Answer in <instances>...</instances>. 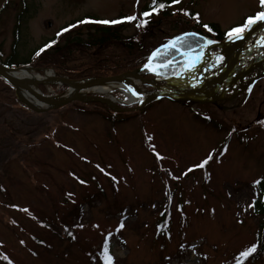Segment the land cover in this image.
I'll list each match as a JSON object with an SVG mask.
<instances>
[{
  "label": "rangeland",
  "instance_id": "374dc122",
  "mask_svg": "<svg viewBox=\"0 0 264 264\" xmlns=\"http://www.w3.org/2000/svg\"><path fill=\"white\" fill-rule=\"evenodd\" d=\"M147 2L6 0L0 8V54L14 55L18 34L15 59L31 61L21 65L32 66L42 45L56 39V49L72 44L57 63L63 71L81 75L86 68L126 66L133 53L119 43L88 50L73 40L83 41L85 26L102 20H118L121 36H134ZM169 8L173 21L189 22L185 13L192 11L198 22H215L221 32L261 10L259 0H179ZM129 15L137 19L123 20ZM151 19L138 32L143 48L158 44L171 28L158 14ZM77 20L75 28L61 32ZM249 58L245 49L244 63ZM262 66L242 88L233 84L213 103L161 98L137 111L114 113L98 102L75 101L31 113L20 102L0 100V264H105L106 237L112 264H264V216L252 210L254 186L264 180ZM32 67L39 74L44 72L37 69L54 71ZM178 69L160 68L143 77L169 79ZM128 71L133 69L96 77ZM58 86L38 85L52 96L63 91ZM113 94L124 100L121 92ZM209 154L203 167H193ZM162 213L168 223L159 232ZM253 244L255 251L240 256Z\"/></svg>",
  "mask_w": 264,
  "mask_h": 264
},
{
  "label": "bare ground",
  "instance_id": "6f19581e",
  "mask_svg": "<svg viewBox=\"0 0 264 264\" xmlns=\"http://www.w3.org/2000/svg\"><path fill=\"white\" fill-rule=\"evenodd\" d=\"M262 38H264V29L261 33L256 34L245 42L241 50L242 54H240L238 50L240 47L239 43L237 42L223 45V47L221 48H215L221 49L222 52L212 53V50L214 49V47H212L206 53L207 55L203 63V65H205V68L203 70V73L201 74L202 76L196 81L195 87H191L189 84L192 82V79L196 77L195 75L200 68V62L202 58L201 54L198 56V58L195 59V63L190 67L186 66V57H182L181 59H179V66L180 68H184L185 66V71L181 72V74H179L178 76L171 77L170 79H167L165 82H162L160 84H158V79L156 78L152 77L150 79H146L143 77V75L145 76L149 75L150 73H155L149 69H146L145 71L138 73L137 76L134 73L132 75L128 74V76H124L122 78V83L119 81L111 80L107 81L103 85L100 84L95 86L94 84H89L82 89H79L78 95L83 96L84 94L86 96L87 94H89L93 97L98 96L107 101L111 106L120 107L121 109H126V105L122 102L124 100H126V102L134 101L138 103H150L152 99V101H154V99H156L155 101L158 100V94H161L162 92L177 93L179 90H182V87L185 89V91H179L181 95H187L189 99H195L194 101L209 102L210 100L207 101L208 99H214V101L218 99L221 100L225 98V94L230 86L238 83L239 87L242 88L244 86L243 82L245 81L247 76L260 74V72L263 70L262 64H259L257 62L258 59L264 56V44H260V40ZM245 49L250 52L248 64L244 63ZM198 51L200 53V47L198 48ZM224 55L225 59L222 65H218L216 67L213 66L215 67L213 68L212 65L214 63L216 64L218 57H223ZM5 72L14 81H23L21 83H25L30 88L29 91L26 90V88H18V94L25 102L31 105H36L40 108L50 106V104H47L46 102L40 100L38 94L47 96L52 95L47 92H42L38 85L45 84L50 88L53 83L60 84V82L52 77L54 73L53 71L45 70L44 73L39 74L32 69L30 70L29 66L27 65L26 67H21L17 70H12L9 68V70ZM86 78L91 79L95 77L89 76L85 77V79ZM85 79L78 80L84 81ZM148 84H152L155 89H145L144 85L146 86V88L151 86ZM88 87L89 89H87ZM132 89L134 90V92H132ZM113 90L122 91L124 100H117L113 94ZM68 92L70 93V96L73 95L75 93L74 88L69 87ZM144 92L149 94H145ZM214 101L210 102L213 103ZM102 105L104 106L106 111H113L114 113L127 112L123 110H112L109 105H106L104 103Z\"/></svg>",
  "mask_w": 264,
  "mask_h": 264
},
{
  "label": "trees",
  "instance_id": "16d2710c",
  "mask_svg": "<svg viewBox=\"0 0 264 264\" xmlns=\"http://www.w3.org/2000/svg\"><path fill=\"white\" fill-rule=\"evenodd\" d=\"M157 3H165L166 7L164 9H158L157 12L155 13H151L150 17H142L140 15V17L136 20V23H138L139 19H146L149 22H152L153 20L151 19L152 15H157L159 16V18L163 19V20H168L169 26H171L169 33H167V35H164L158 42V44H156L155 46L151 45V46H146V47H142L143 43H142V36L138 35V32L140 33H144L146 30V25H143L141 27H137L136 32L134 34V36L132 37H126L123 38L121 36V31L120 28L121 26L119 24L116 25H108V24H93V25H86L85 27L87 28V32L88 35L85 37V39L83 41H81L80 39H74V43L79 45L81 48H85L88 50H94L97 48H101V47H105L106 45H109L111 43H115L118 44L127 49L129 52L133 53V60L130 63H127L126 66H122L120 65V63H117V66H113V67H106V68H99V67H95V68H86L85 71H83V73L81 75H77L78 73H71L70 71H63L65 69H63L62 66L58 65L57 63L60 62V60L63 62V59H66L65 57L68 55L65 53V49L69 50L71 47V43L68 42V44H65L64 42L62 43V46L60 47V49H56V47H58V43L57 44H52L51 42L47 48H44L45 45H42L41 49L44 48L43 51H39V55L35 57V59H31L33 61H35L33 63V65L35 66H46V67H50L53 68L54 71H56V73L59 76H67L69 78H74V77H84L86 76H103L106 74H114V73H121L122 71H124V68H132V69H136L138 66L142 65L146 59L148 58V55L150 54V52L152 50H154L155 48L159 47L160 44H165L167 43L170 39H172L173 37L176 36H180V34L183 33H198L199 35H194L195 38H192L191 40H187V42L185 43V45H191L192 47H196L197 45L200 44L201 38L202 36L208 38V39H213V40H217V41H221L223 40L226 36L225 33L226 31H222L220 30L219 26L217 23L215 22H211V23H207V25L209 26V28L212 29V31H208V29H206L204 27L205 24H202L201 22H198L195 19V14L194 12L190 11V12H186V17L190 18L188 19L189 22H193V23H181L180 21H173L171 20V18L173 17V12H171L170 10V5H173L171 3V0H157ZM177 4V3H176ZM152 0H148V2L146 3V5L140 9L139 14L145 12V11H149L151 12V7H152ZM190 15V16H189ZM85 19H91L89 16L85 17ZM83 21V20H82ZM157 21V20H155ZM154 21V23H155ZM80 22V20L77 21H73L72 23L64 26L63 28L65 29L66 27H69L70 25L75 28L73 25L74 24H78ZM70 27V28H72ZM81 28V27H80ZM80 28H77L75 30H79ZM74 30V31H75ZM69 32V31H68ZM73 32V31H72ZM17 38H18V34L15 37V44L17 43ZM73 38H77V36L73 37ZM71 37V40L73 39ZM70 39V38H69ZM66 40H68V38H66ZM70 41V40H68ZM56 42V39H55ZM191 42V43H190ZM15 44L13 45V54L9 56V58L4 59L3 56H1L0 54V60L2 63H4L7 66H19L20 64H25V63H29L31 61L29 60H24V61H16V57H15ZM76 45V46H77ZM65 47V49H64ZM133 48V49H132ZM132 49V51H131ZM60 51V52H59ZM163 56V57H162ZM162 56L159 57L160 60L164 61L166 60L167 57H169L166 52H162ZM166 56V57H165ZM32 58V55H31ZM158 59V60H159ZM64 88H62L61 90H63ZM0 100L5 103V105H11V103H15L17 105H21L19 103V101L17 100L15 94H14V88L11 86V84H7L1 77H0ZM22 106V105H21ZM25 107V106H24ZM25 109L29 112H31L27 107H25ZM32 113V112H31ZM254 191H255V198L253 200V205H252V210L254 213H256L259 216H264V195L262 194V191H264V180H261L257 186H254ZM75 209H77V206L75 207ZM73 210V212L77 211V210ZM77 213V212H75ZM166 213H162L160 214V220L158 222V226L157 229L159 232H163L165 229H167V223H168V219H166L165 216ZM64 235H66L67 237H69L71 231H69L68 229H65L63 231ZM264 249H262V247L260 248V251H263ZM104 262V260H103ZM105 263V262H104Z\"/></svg>",
  "mask_w": 264,
  "mask_h": 264
},
{
  "label": "water",
  "instance_id": "95a60500",
  "mask_svg": "<svg viewBox=\"0 0 264 264\" xmlns=\"http://www.w3.org/2000/svg\"><path fill=\"white\" fill-rule=\"evenodd\" d=\"M4 1L6 0H0V8L1 6L3 5ZM1 10V9H0ZM264 29V22H258L257 24L253 25L252 28L248 29L247 31H245V33L243 34V37L240 38V39H232V40H229L228 38H225L223 39V41H215V40H207V41H211V43H205L202 44V46L200 47V54L202 56L201 58V62H200V68L199 70L197 71L196 73V77H194L192 79V82L189 84L191 87H195L196 85V81L202 76L201 74L203 73V70L205 68V65H203L204 63V60H205V57H206V53L212 48H221L223 47V45H226V44H229V43H234V42H237L239 43V52L240 54H242V47L244 46L245 42L255 36L256 34L258 33H261ZM160 47V46H159ZM244 52V51H243ZM151 55V54H150ZM149 55V56H150ZM244 55H245V52H244ZM257 62L259 64H264V56L261 57L260 59L257 60ZM146 63H149V61L147 60L141 67H138V69L136 70H133V71H128V73H124V74H119L117 75L116 77H106V78H86L84 81L83 80H71L67 77H59L57 75H53V78L55 80H57L58 82H60L63 86L65 85L68 89L69 87H72L74 88V94L70 96V94L66 95V96H62V95H58V96H54V97H51V96H47V95H41V94H38L39 96V99L46 102L47 104H50V106H47V107H43V108H40V107H37L36 105H31V104H28L27 102H25L21 97L20 95L18 94V88H26V90L29 91V87L25 84V83H21V82H16L14 81L13 79H11V77H9V75L5 72L7 70H9L8 68H6L2 63H0V76L8 83V84H11L13 87H14V94H16V97L17 99L23 103L24 105H26L28 108H30L32 111L36 112V113H44L45 111H48L49 109L50 110H54V108H62L64 107L65 105L71 103V102H75V101H82V102H100V103H104L106 105H109L111 107L112 110H116V111H137V110H140V108H142L144 105L148 104V103H145V102H140L138 103L137 102V106L136 107H129L128 109H121L120 107H114V106H111L107 101H105L103 98L101 97H93L89 94H87L86 96L83 94V96H80L78 95V90L79 89H82L83 87L87 86V85H91V84H94L95 86L96 85H103L105 84L107 81H119L122 83V78L124 76H128V74L132 75L133 73L137 76L138 73H141L143 70H146L148 68H145L144 65ZM21 67H25V66H20ZM19 68V69H20ZM30 70L31 69H35L33 67H29ZM246 68V67H245ZM12 70H17V69H14V68H10ZM37 69V68H36ZM37 70H40L42 71L43 69H37ZM42 85V84H41ZM148 85H152V84H148ZM229 86V85H228ZM227 86V87H228ZM91 88V87H90ZM89 89V87L87 88ZM86 90V89H85ZM182 90L185 91V89L182 87ZM182 90H179V91H182ZM174 92V93H169V92H162L161 94H158V100L161 99V98H166V99H170L171 101L172 100H182V99H188V100H195V99H189V97L187 95L183 96L181 95L180 92ZM35 92V91H34ZM132 92H134V90L132 89ZM36 93V92H35ZM145 94H149V93H146L144 92ZM153 100V99H152ZM151 100V101H152ZM156 99H154L155 101ZM214 101V99H208L207 101ZM209 101V102H210Z\"/></svg>",
  "mask_w": 264,
  "mask_h": 264
},
{
  "label": "snow or ice",
  "instance_id": "6c2138e0",
  "mask_svg": "<svg viewBox=\"0 0 264 264\" xmlns=\"http://www.w3.org/2000/svg\"><path fill=\"white\" fill-rule=\"evenodd\" d=\"M137 2H138V0H137ZM171 3L172 4L179 3V0H171ZM152 5L153 6L151 7V12L145 11V12L141 13L140 15L142 17H150L151 13H155V12H157L158 9H164L166 7L165 3H157V0H152ZM259 5L261 8L260 11L254 13L252 15L247 16L241 24L230 28L225 33V36L229 40L242 38L245 31L252 28L253 25L257 24L258 22H264V0H259ZM185 14H187V13H185ZM136 19H137V17L134 15H129V16L123 17V20H126V21H133ZM98 22L103 23V24H116V23H119L120 21H118V20H102V21H98ZM147 22L148 21L146 19H139V21L137 23V27H141V26L145 25ZM69 27H72V26L70 25ZM204 27L206 29H208V31H212V29L209 28V26L207 24H205ZM63 31H67V29H61V32H63ZM57 35L59 36L60 33H57ZM192 35H199V34L198 33H183V34H181V36L173 37L166 44L160 45V47H158L152 51L151 55L148 57L149 63H146L144 65V67L148 68L151 71H156L159 67L165 66L166 64L169 63L167 60H165L163 64H157L155 66H153L151 64V62L153 61V59L155 57H157L161 54L162 50H167L169 48L179 50L178 45L180 47H184V52H185V57H186V66H189V67L192 66L195 63V59L198 58L200 53L194 52L191 45H185V43L182 41L183 37H188V36H192ZM51 43H55V41H52ZM205 43H211V41L205 40ZM260 44H264V38H262L260 40ZM47 47H48V45L46 44L44 46V48H47ZM199 47H201V46L197 45V48H199ZM44 48L40 49V51H43ZM218 59H223V57H218ZM157 155L159 156V154H157ZM208 159H211V154H209V156L205 160H203L200 164L193 165V167H203L204 164H206L208 162ZM113 179H115V177H113ZM81 182L83 183V181H81ZM254 183H257V181H254ZM69 195H71V194H69ZM25 211H27V210L25 209ZM81 227H82V225H81ZM119 227L122 228L123 223H121L119 225ZM108 235H111V233H109ZM255 249H256V245L253 244L249 248H246L243 252H241L240 256L247 257L250 253L255 251ZM101 255L104 258L105 264H112V257L108 251L107 237L105 238L104 245H103V252L101 253ZM5 259H7V257H5Z\"/></svg>",
  "mask_w": 264,
  "mask_h": 264
}]
</instances>
